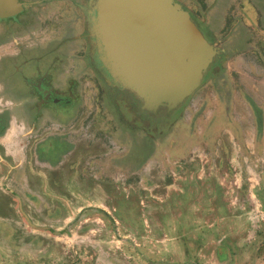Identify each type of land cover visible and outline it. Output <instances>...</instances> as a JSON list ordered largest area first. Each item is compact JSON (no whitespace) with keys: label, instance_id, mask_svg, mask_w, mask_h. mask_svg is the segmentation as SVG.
<instances>
[{"label":"rangeland","instance_id":"obj_1","mask_svg":"<svg viewBox=\"0 0 264 264\" xmlns=\"http://www.w3.org/2000/svg\"><path fill=\"white\" fill-rule=\"evenodd\" d=\"M21 1L31 8L0 31V117L19 109L5 105L19 69L34 72L64 43L80 93L48 115L72 140L55 166L35 156L44 131L21 158L0 130V264H264V74L241 68L237 52L247 11L264 28V0H177L238 55L151 137L130 131L88 60L87 0Z\"/></svg>","mask_w":264,"mask_h":264},{"label":"water","instance_id":"obj_2","mask_svg":"<svg viewBox=\"0 0 264 264\" xmlns=\"http://www.w3.org/2000/svg\"><path fill=\"white\" fill-rule=\"evenodd\" d=\"M30 6L0 0V18ZM84 10L90 61L126 125L167 132L224 69V50L177 0H87Z\"/></svg>","mask_w":264,"mask_h":264},{"label":"crops","instance_id":"obj_3","mask_svg":"<svg viewBox=\"0 0 264 264\" xmlns=\"http://www.w3.org/2000/svg\"><path fill=\"white\" fill-rule=\"evenodd\" d=\"M30 8L31 7H29L25 11L27 12ZM246 13H248L249 15V21L240 22L239 30L240 33H243V35H241L242 38L239 37L240 38L239 50L237 52H239V56H241V63H242L241 68H244L245 70H249V71H254L255 74L258 77L260 76L261 78L262 75L264 74V53L257 46L258 44H260L261 40L260 41L257 40L258 36L256 35L258 34V30H260L259 33V39H260L262 37V34L264 33V28L258 29L256 22H254L256 12L255 14H253L251 11L249 12L247 11ZM22 15L23 12L19 13L18 15L10 19L8 18L9 20L7 21L4 22L0 21V31L1 29L4 30L5 27L9 28L7 24H10L11 21L12 23L14 21V24L19 22L20 21L19 17ZM0 20L2 19L0 18ZM6 43L7 42H4L5 45ZM232 43H233L232 40H230L228 46L231 47ZM60 47L58 49V54H53V56H48L45 59L38 58L37 60L39 61L37 65L42 69L43 74H48V71L50 69L49 65L51 61L55 59L59 60L56 63L57 67H54L56 69H54L51 73L53 74L54 80L56 82L55 88L57 91L60 92L59 97L62 100L63 97L64 98L66 97L65 93L71 91V87H72L71 81L72 80L76 81L77 79L76 77L79 74L78 71H80V65L76 67L77 72L71 71L72 65L75 64L71 63L70 55L66 52V48H64L63 51H60ZM237 52L234 50V47L231 48V50H229L226 63L223 69L226 75L229 74L230 69L233 70L232 68H230V66H232L233 60L238 55V54L234 55ZM252 64L255 65L252 66ZM28 67H29L28 69L24 70L23 73H21L24 77L19 76V78L17 79V76H15L13 78V80L17 79L14 82V85L12 86L13 92H11V94L13 99L11 101H7L5 105L8 107H12L13 105H15V107L19 109L14 111L12 109L11 112H9V114H6L4 118L0 117V130H4V132L6 131V137L4 138V140L2 139V143H6L8 147L10 146V148H12V150L10 149V151L12 153L18 154V157L20 156L21 158L29 157L28 151L36 148L35 156L38 158L37 159L38 163L40 162V164H44V166L46 167H48L49 165L55 166L54 157L64 156L65 155L64 152L66 149L69 148V143L72 140L68 139L67 137H64L65 134L62 133L59 134L60 136H55V131H52V129L47 125L48 121L49 120L51 121V118L48 117V115L49 113H52L54 110L50 109L48 106L43 104V101L40 100L39 96L35 94V89L32 86L34 82H36V76L35 73L32 72L33 67L31 66ZM21 71L22 70L19 69V72ZM7 88H8V81L6 80L5 83L3 84V89L5 92L7 91ZM73 91L80 93L79 83H77V86L74 87ZM247 91L249 90L244 89L241 92L247 93ZM68 100H70V98L68 99L65 98V100H62V104L64 105L61 108L63 109L70 108L69 105L71 103ZM245 102L247 104L248 101ZM249 103L255 112L256 118H259V116L262 117L263 112L262 113L260 112L262 111L261 108L257 106L255 103L253 104L251 102ZM82 129L86 136L88 134V130L85 128ZM41 131H44L43 136L45 133H47L45 136L47 137L46 140L45 138H42V140H37L36 143L38 144L35 146L34 143V148H31V145H29L31 142L30 138L34 137L35 135L36 136L40 135L39 132ZM51 135H53V137ZM43 139L46 142V144L45 142L44 143L42 142ZM85 164L87 163L85 162ZM141 167L144 168L145 165H142Z\"/></svg>","mask_w":264,"mask_h":264},{"label":"flooded vegetation","instance_id":"obj_4","mask_svg":"<svg viewBox=\"0 0 264 264\" xmlns=\"http://www.w3.org/2000/svg\"><path fill=\"white\" fill-rule=\"evenodd\" d=\"M225 3V2H224ZM262 3V2H261ZM185 7V6H184ZM79 8L81 11L84 12V23H85V34H82L81 37L84 38V40H86L87 42V45H88V49L90 50V42H89V38L86 36V32L88 33L87 31V27H86V24H87V18H86V13H85V10H84V6L82 5H79ZM261 10V9H260ZM26 13V11L23 12V14ZM191 15L192 17L194 18V20L200 25V27L206 32L208 33V35L211 37L212 41L215 43V44H219V41L217 39V36L213 33L212 29L207 26V24H205L202 20H200L193 12H191ZM10 19V18H9ZM9 19H5V20H0V21H7ZM9 23V22H8ZM11 23V22H10ZM7 26H10V24H7ZM80 36H76V39ZM83 40V39H82ZM64 42V41H63ZM62 42V43H63ZM225 43V41H224ZM89 50H88V60L90 62V64L93 66V68L96 70V68L94 67V65L91 63L90 61V53H89ZM224 53H225V50H224ZM225 60L227 59V56H226V53H225ZM59 60L55 59L53 61H51L50 65H49V71H48V74H43V71L42 69L37 65L35 68L36 70L34 71L35 73V76H36V82H34L33 84V88L35 89V94L37 96H39L40 100L43 101V104H45L46 106H48L50 109H55V108H59V107H62L64 104H62V100H65L70 98L69 96V93L70 91L66 92V97L61 100L60 99V95H59V91L56 90V82L54 80V76L53 74L51 73L54 69V67H57V62ZM79 65H77L78 67ZM46 72V71H45ZM97 72V70H96ZM23 73V72H20V74ZM98 73V72H97ZM99 74V73H98ZM22 77H24L22 74H21ZM32 85V84H30ZM72 85V84H71ZM70 85V87H71ZM74 89V88H73ZM34 91V90H33ZM71 92L72 93H77L75 91L72 90L71 88ZM71 99V98H70ZM70 101L71 103V100H68ZM68 104V103H66ZM120 117V116H119ZM154 118V117H153ZM128 128L130 129V131L132 133H136V132H144L146 134H148V136H155L153 135L152 133L148 132L144 127L143 128H136V127H132V126H129L128 125Z\"/></svg>","mask_w":264,"mask_h":264}]
</instances>
